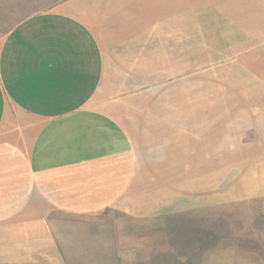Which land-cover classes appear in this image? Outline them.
Listing matches in <instances>:
<instances>
[{
	"label": "crops",
	"instance_id": "1",
	"mask_svg": "<svg viewBox=\"0 0 264 264\" xmlns=\"http://www.w3.org/2000/svg\"><path fill=\"white\" fill-rule=\"evenodd\" d=\"M229 3L253 12V0H61L0 35V260L74 259L61 245L94 237L82 217L156 208L158 181L188 163L190 123L141 86L172 66L197 6Z\"/></svg>",
	"mask_w": 264,
	"mask_h": 264
},
{
	"label": "rangeland",
	"instance_id": "2",
	"mask_svg": "<svg viewBox=\"0 0 264 264\" xmlns=\"http://www.w3.org/2000/svg\"><path fill=\"white\" fill-rule=\"evenodd\" d=\"M60 1L0 0V35ZM253 1L251 13L249 4L237 14L230 3L197 6L189 40L167 53L172 66L158 69L156 85L141 86L164 95L159 105L168 110L187 111L190 123L188 163L158 181L156 208L142 217L112 208L82 217L94 237L62 244L63 258L74 259L55 264H264V98L253 97L264 87V41L250 28L254 34L242 36L234 24L264 30V0Z\"/></svg>",
	"mask_w": 264,
	"mask_h": 264
}]
</instances>
